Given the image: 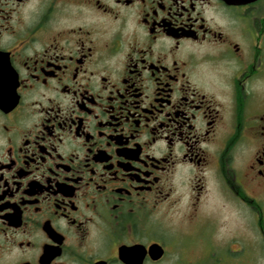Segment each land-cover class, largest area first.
Returning <instances> with one entry per match:
<instances>
[{
	"label": "flooded vegetation",
	"instance_id": "1",
	"mask_svg": "<svg viewBox=\"0 0 264 264\" xmlns=\"http://www.w3.org/2000/svg\"><path fill=\"white\" fill-rule=\"evenodd\" d=\"M0 264H264V0H0Z\"/></svg>",
	"mask_w": 264,
	"mask_h": 264
},
{
	"label": "rangeland",
	"instance_id": "2",
	"mask_svg": "<svg viewBox=\"0 0 264 264\" xmlns=\"http://www.w3.org/2000/svg\"><path fill=\"white\" fill-rule=\"evenodd\" d=\"M226 221V219H224ZM228 225V224H227ZM194 232V231H193ZM213 239H218L222 237H226L227 234V226L218 227L213 229ZM193 236V235H192ZM189 247L187 252V257L189 260L195 261L200 256H207L210 252V248L206 246L205 241L198 238V236L194 235L190 241H188Z\"/></svg>",
	"mask_w": 264,
	"mask_h": 264
}]
</instances>
